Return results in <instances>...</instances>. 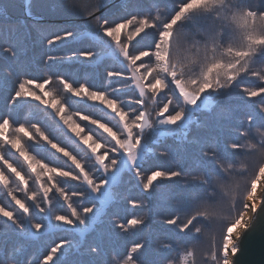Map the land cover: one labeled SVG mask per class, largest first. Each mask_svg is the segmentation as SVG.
<instances>
[{"label": "snow or ice", "instance_id": "obj_1", "mask_svg": "<svg viewBox=\"0 0 264 264\" xmlns=\"http://www.w3.org/2000/svg\"><path fill=\"white\" fill-rule=\"evenodd\" d=\"M57 7L63 14L82 18L86 26L95 34L93 39L96 43V49L74 52L67 57V60L77 61L85 68L99 67L106 59H110L114 64H123L127 60L128 67L122 71H116L114 68L106 70V78L109 81L117 77L126 78L125 72L132 70L131 60L133 58L120 45L112 41L108 34L115 27H119L120 23L130 24L131 21L121 20L109 27L108 25L112 19L106 11L108 8L106 0H78V3L71 5L67 3V0H60ZM25 15L32 18L30 10H26ZM93 20L98 24L99 30L92 27ZM5 22L7 27H5ZM20 24L23 25L24 22L21 21ZM0 31H3L5 40L9 41L0 46V56L6 54L13 60L17 59L21 53L17 43H25L32 33L27 29L23 33H19L16 23L12 21L7 9L3 6H0ZM49 31L52 34L44 36V42L48 48L64 41L81 40L85 35L75 25H63L55 31H52V29H49ZM161 36H163V33H161ZM35 42L39 43L41 41L37 39ZM128 47L131 48V44ZM24 51L26 52V49ZM137 55L141 54L137 53ZM151 55V51L145 52L142 55V60L137 63L142 62L145 57ZM60 59L63 58L47 55L44 63L48 66V71L42 82H38L31 77L18 80L16 74L10 70L4 74L8 81H16V87L5 97L9 111L6 115L0 116V146L9 151L14 150L23 161L26 172L18 169L6 159L5 155L0 153V186L8 189L7 196L9 197L8 207L0 206V218H3L6 223L10 222L9 226L12 230L24 240H39L41 234L52 230L69 232L79 235L81 238L85 237L87 233L95 231L97 224L103 223V216L107 214V207L117 201L119 195L117 190L125 174L136 181L137 186L142 189L143 193L148 194L140 200L129 199L131 206L133 208L144 207L146 206L145 201H147V207L150 209L154 182L158 179L173 180L186 172L155 170L148 174L145 180L142 174V165L150 153L156 154L153 149L148 147L146 137L154 136L159 142L170 137L180 136L184 141H187L191 126L195 123L199 127L198 118L193 119L196 113L200 110L211 111L217 103L221 102L213 95L218 90L211 87L191 99L178 96L177 104L180 106L173 108L169 102L167 107L160 111L157 124L153 126L149 114L143 111V108L136 117H130L123 109L119 99L113 97L107 91L93 89L84 83L76 85L66 76L60 75L59 70L55 67L56 61ZM41 85L44 86L42 90ZM49 85H59L64 93L70 97L99 104L112 115L116 124L114 126L110 125L108 121L79 111L70 113L69 106L66 102H62L61 99L55 97L54 91L48 87ZM137 88L141 97L145 94V91L150 90L147 82L140 83L139 80L137 81ZM25 89L28 91H24ZM241 91L247 93L243 97L249 101L256 98L247 89ZM257 91L260 97L264 96V89H258ZM28 100L35 101L44 109L51 110L55 114V117L66 129V133L70 134V138L85 153L84 159L72 148L54 139L41 125L33 123L29 127H25L23 124L16 123L12 111L19 103ZM45 100L46 103H41ZM53 100L56 101L55 105L52 103ZM140 103L142 105V100ZM260 104L264 105V99L260 101ZM113 106L115 107L113 108ZM247 119L251 121L253 116L249 114ZM81 122L86 123L82 124ZM89 125L94 126L95 130H100L99 134L93 128H89ZM9 129H12L11 137L8 135ZM24 138H27L28 141H35L37 144L42 143L43 146L53 150L54 155L58 154V159L63 158L65 166L60 167L50 164L46 160L38 158L37 155L30 153L23 142ZM192 143L198 145L196 149L198 167L208 169L206 153L209 152L211 146L222 148L220 142L206 138L201 141H192ZM232 148L236 149L238 145L232 144ZM159 154L165 158L171 155L167 148L160 150ZM90 161L92 162L91 167H89ZM57 178L63 181L77 182L83 185L86 191H62L57 185ZM29 179L39 186V193L36 191L29 192ZM10 181L14 182L17 188L24 193V200L18 198L15 192L9 189ZM184 187L188 195L203 190L202 185ZM84 200H87L88 203L77 205L76 201L82 202ZM29 201L31 203H28ZM60 201H63L61 207L66 208V212L55 210ZM12 205L15 207H12ZM261 211H264V201H262V207L257 210V213ZM17 212L22 214L23 220ZM33 212L39 214L38 219L33 216ZM145 217L147 218L145 219ZM150 218L149 211L145 212L142 218H132L127 220L126 223L114 220L113 225L115 228L128 232L129 228L144 225L146 220ZM177 219L174 216L168 219L166 224L174 225ZM256 219L257 215L252 225H254ZM90 220L91 223H89ZM180 230H183V228ZM242 239L243 235L230 250L233 258L240 251ZM79 247L80 245L73 244L72 240L64 239L61 243L51 247L43 260H33L32 264H49V261H53V257H57L54 264H59L61 256L65 258L66 264H81L80 261L69 258L73 249L78 251ZM144 247V243H137L131 249L138 251ZM16 251L17 247L11 248V252ZM228 251L225 250V264ZM87 252L92 256L100 255L99 248L94 246H89ZM8 254L7 241H0V264H6L5 257ZM232 264H235L234 259Z\"/></svg>", "mask_w": 264, "mask_h": 264}, {"label": "rangeland", "instance_id": "obj_2", "mask_svg": "<svg viewBox=\"0 0 264 264\" xmlns=\"http://www.w3.org/2000/svg\"><path fill=\"white\" fill-rule=\"evenodd\" d=\"M184 1L185 0H167L164 2V7L160 6L159 4L158 6L150 5L149 7L157 8L156 10L159 9L160 11L155 14L151 13V15H147L144 18H140L137 16L126 17L128 18L127 20L131 21L130 24L120 23L119 27H115L113 31L108 34L111 37L112 41H114L117 45H120L124 49V51L127 52L133 58L131 60L132 70L125 72L126 78L117 77L112 81H109L106 78V70L109 68H114V70L116 71H122L128 67L127 60H125L123 64H114V62L110 59H106L103 64L95 68H85L77 61L67 60V57L71 56V54L74 52H80L87 49H96V43L93 39L95 34L86 26L85 22L78 23L75 25L78 26L79 30L82 33L85 34L81 40L64 41L60 44L52 46L51 48H48L46 47V44L44 42V36L52 34L49 29L55 31L63 25L58 24L42 29L38 27L39 24H36L35 22L29 23L26 20H22L24 22L23 25H21L20 23H16L17 31L19 33H23L25 29H27L32 33V35L25 43H17L18 48L21 50V53L17 59L13 60L6 54L0 56V80L4 82V84H12L14 90L16 87V81H8L6 76L4 75L10 70L12 73L16 74L18 80L31 77L37 80L38 82H42L48 71V66L44 63L47 55L62 57L63 59L57 60L55 63V67L59 70L60 75L66 76L70 81H73L76 85L84 83L89 85L93 89L107 91L113 97L119 99L123 109L129 114L130 117H136L137 114L141 112V108H143V111L149 114L150 121L153 126L157 124V119L160 114V111L162 109H165L169 102L171 103L173 108L180 106L177 104L178 96H183L185 98L191 99L195 95H198L200 92H204L205 89L210 87L217 89L218 94H221L222 92L228 93L229 90L233 89L235 97L225 98L226 100L221 101L219 103V106L216 107L217 109L215 111H198L197 113L199 114V116L203 117L202 125H199V127H197L195 123L192 125L195 131L201 130L203 128L204 132H209L210 126H212L211 123L217 124L220 127V131L215 137L212 134V139L214 137V139L218 140L220 144H223V142H225L226 144H229V146L232 147V144H236L239 141H242L245 133L243 129L252 125V122L247 119L249 114L253 116V121L260 120V123L262 124V126H264V105H261L260 102H256L261 101L259 99L260 96L257 90L264 89V87H259L256 83L237 84V80H241L242 78L250 79L253 81L256 80L258 83L262 82L264 84V76H261L260 74H248L246 72L247 67H245L246 64H244V61H241V64L245 66L240 70H237V65L234 63V61L238 58H241V56H246V53H244L243 50L249 46L253 47L251 53H254V49L258 45H260V51H264V16H262V19H253L251 23H248L244 12L240 10H230L228 4H225L227 0H188L183 4H180ZM129 5L135 4L129 2ZM169 6L179 7L178 12L170 18L169 15L172 11L168 12L167 10H165ZM127 11L129 10L126 6V9L124 11L125 14L128 13ZM113 12L114 14L112 15V17H110L112 20L108 25L109 27H112L113 23H119L121 21V15L119 14L120 12H117L116 10H114ZM144 13H146V11H144ZM191 13L193 16L191 19L199 16H204V14H209V18L217 19L221 24H226L228 22L233 24L235 27L228 26L227 28H225V30H223L224 35L222 37L227 38L233 35L235 32L239 31V43H235L236 45L232 47H229V45L232 43L221 46H218V44L213 45L218 39L216 37V33L211 28L205 26L201 27L198 30L201 36L200 44L197 40V36L194 37V39L191 41V44L190 40L192 39V37L184 36L179 39L180 45L172 47L173 44L171 42V33L169 30L171 29V32H173V30H175L176 26L178 25L177 31H175L173 34L182 35V33H186L187 30L183 27V18ZM160 22L163 23L160 24ZM138 24H142V26L136 28ZM92 27L99 30V26L94 20L92 21ZM161 33H163V36H161ZM207 34L208 41L206 42L205 36ZM156 36L158 38L156 41H154L153 37ZM185 38L190 40L186 42ZM37 39H39L41 42L36 43L35 41ZM6 42L9 41L5 40L4 33L1 32L0 46H3ZM129 44H131V48L128 47ZM193 45H198L196 51L193 49ZM227 47H229V49H227ZM232 48H234L237 52L232 50ZM25 49L26 52L24 51ZM147 51H151L152 55L145 57L142 62L137 63L138 61L142 60V55ZM172 51H174V53ZM192 51H194L195 53H193ZM200 51L205 53L202 55H207L206 66H209V69L211 70V75H198V72H196L194 68L191 67L195 64V56ZM137 53H140L141 55H137ZM23 57L24 61L22 62ZM4 60H7L8 62H10V64L6 65V63H3ZM197 61L198 64L203 65L198 60V57ZM261 70L264 72V69ZM138 80L140 83L147 82L150 88V90L145 91V94L142 97L140 95L139 89L137 88ZM43 87V85L40 86L41 90L43 89ZM48 87L54 91V95L57 99H61L62 102H66V104L69 106L70 113L79 111L81 113H86L101 120L108 121L110 125L114 126L116 124V121L113 119L112 115L109 114L107 110L103 109L102 106H100L99 104H93L92 102L86 100L81 101L77 98L70 97L64 93L63 89L59 85H49ZM242 89H247L248 92H250L251 95L256 98L251 101L247 100L243 97V95H246L247 93L242 92ZM24 91L28 90L25 89ZM156 93H158V95H156ZM231 98H235L238 100L244 99L245 102L249 103H245L247 104V107L245 108V112H243V114H238V112L235 113V111H233L234 109L230 110L231 108L227 107L233 106L231 100H229ZM141 100L143 102L142 105L140 103ZM28 103H30L32 106L28 107L27 113L30 114L31 117H35V115L39 116L37 118L36 123L41 125L42 128L49 135L51 134L50 130H55V132L57 133L55 139L57 141L63 140L64 135L59 131L63 130L66 133V129H64L63 125L59 122L58 118L55 117V114L51 110L44 109L43 106L38 105L35 101L28 100ZM41 103H46V100L42 101ZM52 103L53 105H55L56 101L53 100ZM114 107L115 106H113V108ZM242 110H244V108H242ZM202 114L205 115L203 116ZM227 121L232 122L230 123ZM81 123L84 124L86 122ZM31 124L32 123L27 122L24 124V126L26 127ZM235 124L239 125L236 126ZM54 125H56V127H54ZM53 127L55 129H53ZM88 127L94 129V126L91 125H89ZM95 131L98 134L100 132V130ZM227 132H232L236 135L230 137L232 138L230 140V138L226 135ZM8 135L11 137L12 133L8 132ZM68 135L70 137V134ZM221 135H223L222 138ZM146 139L148 144H150L152 141L155 142L157 140V138L154 136H147ZM178 139L179 144L183 146L185 151L188 150L187 147H191L192 145H195L197 147L195 143H192V141H197V137L193 136L192 134H189L187 141H184L183 138L180 136H178ZM23 142L28 147L29 151L30 144H34L36 146L41 145V147H45L42 143L37 144L35 141H28L27 138H24ZM59 142L63 144L62 141ZM70 146L74 151L81 153L79 155L82 159L85 158V153L77 144L71 143ZM0 147L2 151L0 153L3 154L6 149H4L2 146ZM159 148L160 147L158 146H155L154 148L156 155H159L160 150H162H158ZM216 148L217 147L215 146H211L209 148V152L206 153V157L209 155L210 151H214ZM9 152L18 155L14 150ZM163 158L164 157H157V159L156 157L151 158V160L153 161L151 167H149L148 162H146V165H143V167H148L147 170L142 173L145 180L147 175L150 174L152 171H171V167L169 166L170 163H164ZM8 160L13 159L9 156ZM52 164L60 167L65 166L64 161H61V158L55 160V162H53ZM91 166L92 162L90 161L89 167ZM17 168L26 172V169H24V167H22L20 164L17 166ZM263 169L264 159L263 162L257 166V171L254 177L251 179L250 186L247 189V194L241 201V209L237 214V217L225 229L220 264H225V250H229L230 247L228 246L232 243V240L230 238L231 229H236V234L234 236H236L237 238L239 233L246 227L249 219L251 218L250 217L248 219H244V214L247 212L248 206L250 204L247 203V197L248 195L253 194L255 187L259 184V180L261 181L262 178H260L259 175L261 174V171ZM182 171L186 173L182 176L175 178V181L173 182L179 184L185 183L186 185L187 183L185 181L190 178L189 176H186V174H188V171L186 169ZM165 181L167 180L158 179L154 182L153 189L156 186L155 183H163ZM180 181H182L183 183H181ZM193 181L198 182V177L194 178ZM56 182L58 187H62V191H86L84 186L78 184L77 182L63 181L60 178H57ZM254 184H256L255 187ZM65 185H67L68 189L64 188ZM130 186L131 189L129 188ZM134 187H137L138 189ZM9 189L13 190L18 198L22 200L25 199L24 193L19 188H17V185L14 182L10 181ZM31 190L39 193V186L35 185L32 180L29 179V192ZM7 191L8 189H4L3 186H0V206L6 208L9 205V197L7 196ZM117 191L119 195L116 204L117 206H119V210L114 209L112 206L107 207V214L103 216V223L97 224L95 231L89 232L87 236L85 235V237L83 238H81L79 235H74L72 233L68 234V232L60 234L56 233L57 235L54 232L45 233L49 234V236L44 241L35 240V246H30V251L26 259L30 260V258L35 254V248L39 246L42 248L45 247V250L43 251V256L40 260H38L41 261L44 259L47 252L50 251L51 247L55 246L58 243H61V241L64 239H70L72 240L73 244H78L81 246L79 247L78 251L76 249H73V251L75 250V253L77 254L74 259L80 261L81 264H92L91 261H93V264H127L128 261L126 259H119V254L122 253L125 248L123 247V245L117 247V245L119 246L120 244H122L121 238L122 236H124L125 232L121 229L115 228L113 225V221L116 220L118 222H122L123 219L127 221L132 218H142L145 212H149V207H147L148 202L145 201L146 206L144 207L133 208L129 203V199L140 200L148 194L145 193V195L142 192V189L137 186L136 181L127 174H125V176L123 177ZM261 192L260 194L258 193V200L256 199L255 201H253L254 204L257 203L258 205ZM142 193L144 195H142ZM159 201L162 202V199L159 198ZM123 202L128 204V206H124ZM28 203L31 202L29 201ZM76 203L77 205H79L80 203L86 204L88 203V201H76ZM62 204L63 201H60V203L56 205L55 210L59 212H66V208L61 207ZM157 205L158 203L152 205L153 209H155L156 207L158 210H161L157 207ZM12 207L15 206L12 205ZM215 212V210L210 212L211 216L216 215ZM17 214L20 216L21 220L24 219L22 214H20L19 212H17ZM152 214L153 213L150 214L151 218L147 219L146 221L153 220L154 222L157 221L161 223V221L153 219ZM33 216L36 219L39 218V214L36 212H33ZM146 218L147 217H145V219ZM89 223H91V220L89 221ZM7 224L3 218H0L1 233H6L7 231H10V222H7ZM171 226L175 227V229L177 230L181 228L185 230L184 226L177 227L175 224ZM135 228L136 227H133L131 229L133 230ZM50 238H53L52 243L50 241ZM100 243L104 244L103 249L100 248ZM89 246L98 247L99 250L103 251L104 254L100 253L99 256L90 255L87 252ZM17 250L18 253L12 255V259H14L13 261L7 258L10 252L6 256L8 263H20L21 253L19 252H21L22 248L18 247ZM81 254H85V256L89 255L91 256V259H88V261H86L85 259L83 260L81 259ZM105 255L109 258V260L105 258ZM70 257V259H73L72 256ZM62 258L63 257L61 256L59 258V261ZM115 258H118V260L116 263H113L112 259ZM56 260L57 257H53V261H49V264H54ZM206 260L208 259H205L204 261ZM200 263L203 264L201 261Z\"/></svg>", "mask_w": 264, "mask_h": 264}, {"label": "trees", "instance_id": "obj_3", "mask_svg": "<svg viewBox=\"0 0 264 264\" xmlns=\"http://www.w3.org/2000/svg\"><path fill=\"white\" fill-rule=\"evenodd\" d=\"M113 1L114 0H106L108 5L106 11L108 14L112 15L114 14L113 11L116 10L117 12H120L119 14L121 15V20H127L128 18L126 17L137 16L144 18L147 15H151V13L155 14L160 10H156L157 8L149 6H158L159 4L160 6L164 7V2L167 0H124L123 2L120 1L111 6ZM187 1L188 0H185L180 4H183ZM59 2L60 0H30L27 4V9H25V0H0V6H3L7 9L9 16L15 23H20L22 20H26L29 23L35 22L36 24H39L38 27L42 29L58 24L73 26L84 22V20L80 17L68 16L61 13L57 7ZM129 2H132V4L134 3L135 5H129ZM67 3L70 5L76 4L78 3V0H67ZM225 4H228V7L231 11L240 10L244 12L248 23H251L253 19H262V16H264V0H227ZM126 6L128 7L129 11H127L128 13L125 14L124 11ZM178 8V6H169L165 9L168 12L172 11L169 15V18L178 12ZM26 10L31 11L32 18H29L25 15ZM144 11H146V13H144ZM192 17L193 16L191 13L183 18V27L187 30V32L185 31L186 33H182V35L173 34L175 31H177L178 25L176 26L175 30H173V32H171V29L169 30L171 33V42L173 44L172 47L180 45L179 39L184 36L192 37L191 40L186 38V40L184 39L186 42L190 40V44L194 37L197 36V40L200 44L201 36L198 30L205 26L211 28L216 33V37L218 39L213 45L218 44V46H221L232 43L229 45V47H232L236 45L235 43H239V31L227 38L222 37L224 35L223 30H225V28L228 26L235 27L233 24L229 22L226 24H221L217 19L209 18V14H204V16L191 19ZM43 18L47 20L44 21ZM162 23L163 22H160V24ZM140 26H142V24H138L136 28ZM5 27H7L6 22ZM1 32L3 31H0V33ZM207 36L208 34L205 36L206 42L208 41ZM157 38V36L153 37V40L156 41ZM198 45H193V49L195 51ZM229 47H227V49H229ZM259 48L260 45L254 49V53H251L253 47L249 46L245 48L243 52L246 53V56H241V58H238L234 61V63L237 65V70L244 68L245 65L241 64V61H244V64H246L245 67H247L246 72L248 74H260L261 76H264V72L261 70L264 69V51H260ZM232 50L236 51L234 48H232ZM172 52L174 53V51ZM192 52L195 53L194 51ZM199 53L196 54L195 64L191 67H193L194 70L198 72V75H211L209 66H206L207 55H202L205 54L202 51ZM197 57L203 65L198 64ZM23 61L24 57L22 59V62ZM3 63H6V65L10 64V62L7 60H4ZM242 83H256L259 87H264L262 82L258 83L256 80L253 81L246 78L237 80V84ZM12 91V84H4V82L0 80V116L6 115L9 111L5 97L8 96ZM213 95L216 96L217 100L219 101H224L226 100L225 98L235 97L233 89L229 90L228 93L222 92L221 94L215 93ZM259 99L262 100L264 97L262 96ZM229 100H231L233 106L227 107L231 108L230 110L234 109L233 111H235V113L238 112V114H243L247 104H249L245 102L244 99L238 100L231 98ZM256 102L259 103L260 101ZM30 106L32 105L28 103V101H25L23 103H19L12 111L13 119L17 124L24 125L27 122L32 124L37 122V118L39 117L38 115L31 117V115L27 113L28 107ZM217 106H219V103H217L212 110L215 111ZM242 108H244V110H242ZM202 115L204 116L205 114ZM197 118L199 120V125H202L203 117L196 113L193 119L196 120ZM253 120L254 118L251 120V126L243 129L245 132L243 139L242 141L236 143L238 148L233 149L231 146H229V144L223 142V144H221L222 148H216L214 151H210L209 155L206 157L208 160V169H202L198 167V162L196 160V149L198 147L197 144V147L195 145L187 147V151H185L183 146L179 144L178 137H170L159 142L156 140L155 142L152 141L150 144H148V147L153 150L155 146L160 147L158 150L167 148L171 155L168 158H163L164 163H170L169 166L171 167V171H182L186 169L188 171L186 176H189L190 178L185 181L187 183L186 185H202L203 190L198 193H191L188 195V192L184 187L186 185L182 181L180 182L183 184L173 182L175 181L174 179L167 180L163 183H155L156 186L151 194V206L149 211L150 214L153 213V219H157L161 221V223L148 220L144 225L138 226L133 230L129 228L128 232H125L124 236L121 238L122 244L119 246L117 245V247L123 245L125 248L122 253L119 254V259H126L128 261L127 264H201L200 261L203 264L221 263L220 259L222 256V244L224 241L223 238L225 229L237 217V214L241 209V201L247 194V189L250 186L251 179L254 177L257 171V166L261 164L264 159V126H262L260 120ZM227 122L231 123L232 121ZM211 124L212 126H210L209 132H204L203 128L201 130L195 131L193 126H191L190 134L196 136L197 141H201L206 138L212 139V134L215 137L217 133H219L220 127L217 124ZM235 125L237 126L239 124ZM29 126L30 125L26 127ZM54 127H56V125H54ZM54 127L53 129H55ZM8 132L12 133V129H9ZM50 132V135L55 139L57 136L55 130H50ZM59 132L64 135V139L59 141H62L65 146L71 148V143L76 144L73 139L70 138L67 133H65V131L60 130ZM226 135L230 138L236 134L227 132ZM222 137L223 135H221V138ZM231 139L232 138H230V140ZM0 152H2L1 147ZM30 153L37 155L38 158H42L50 164L58 159V154L54 155L53 150L47 147H41V145L36 146L34 144H30ZM77 153L81 154L79 152ZM3 155H5L6 159H8L10 156L13 160L9 161L12 162L14 166L17 167L20 164L22 167H24V169H26L23 165V161L18 155L10 153L7 149L5 152H3ZM153 157H156L157 159V157L163 156L160 154L156 155L150 153L146 157L143 165H146V162H148L149 167H151L153 163L151 158ZM61 161H64L63 158H61ZM143 165V172H145L148 167H143ZM196 177H198V182L193 181ZM131 186L129 187L130 189ZM64 188L68 189L67 185H65ZM144 194L142 193V195ZM159 198L162 199V202L159 201ZM116 203L117 202L112 203L111 206L114 209L119 210V206H117ZM155 203H158L157 207L161 210H158L156 207L153 209L152 205H155ZM123 205L128 206V204L124 202ZM213 210L216 211V215L211 216L210 212ZM174 216L178 218L175 225L177 227L184 226L185 230H177L175 227L165 224L168 219H171ZM122 222L125 223L126 220L123 219ZM52 232L55 234L64 233L57 230L44 232L40 235L39 240L44 241L49 236V234L45 233ZM68 234L71 233L68 232ZM2 240L7 241V249H9L10 252L7 258L12 261L14 260L12 259V255L18 253V250L13 253L11 252V248L15 246L18 249V247L22 246V250L19 252L21 253L19 264H32L33 260H40L43 256V251L45 250V247H36L35 254L30 258V260H27L26 257L30 251V246H35V240L21 239L12 230V228L6 233L0 232V241ZM50 241L52 243L53 238H50ZM137 243H144L145 247L138 251L131 249V247ZM100 248L103 249L104 244L100 243ZM100 253L104 254L103 251H100ZM76 255L77 254L74 250L70 256H72L74 259ZM81 256V259H85L86 261L91 259V256L89 255L85 256V254H81ZM7 258L5 257L6 264H12L8 263ZM105 258L109 260L106 255ZM205 259L208 260L204 261ZM117 260L118 258L112 259V262L116 263ZM65 262V258L63 257L59 261V264H66ZM91 263L93 264V261H91Z\"/></svg>", "mask_w": 264, "mask_h": 264}, {"label": "water", "instance_id": "obj_4", "mask_svg": "<svg viewBox=\"0 0 264 264\" xmlns=\"http://www.w3.org/2000/svg\"><path fill=\"white\" fill-rule=\"evenodd\" d=\"M118 1L121 0H116L113 3H117ZM261 191L258 205L254 209L248 224L237 236L236 243L242 235L243 239L240 243L238 255L234 258L231 255L230 264H232L233 259L235 264H264V211L257 213V210L262 207V201H264V185ZM256 215L257 219L254 225H252ZM248 228L249 230L245 233Z\"/></svg>", "mask_w": 264, "mask_h": 264}, {"label": "bare ground", "instance_id": "obj_5", "mask_svg": "<svg viewBox=\"0 0 264 264\" xmlns=\"http://www.w3.org/2000/svg\"><path fill=\"white\" fill-rule=\"evenodd\" d=\"M263 175H264V169L261 171V174L259 175V177L262 178V179H261V181L259 180L258 186H256V184H254V187L255 186L256 187H255V190L253 191V194H250L247 197V203H250V204L248 206L247 212L244 214V219L250 218L252 216V213H253L254 209L256 208L257 203L254 204L253 201H255L256 199L258 200V197H257L258 193L260 194L261 189H262V187L264 185V176ZM230 233H231V237L230 238L232 240V243H231V245L228 246L230 248H229V253H228V256H227L226 264H230L229 260H230V257L232 255L230 250L235 246V243H236V240H237L236 236H234L236 234V229L232 228Z\"/></svg>", "mask_w": 264, "mask_h": 264}]
</instances>
